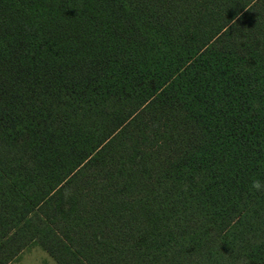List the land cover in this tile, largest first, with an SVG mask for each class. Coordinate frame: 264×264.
I'll return each instance as SVG.
<instances>
[{
  "label": "trees",
  "instance_id": "trees-1",
  "mask_svg": "<svg viewBox=\"0 0 264 264\" xmlns=\"http://www.w3.org/2000/svg\"><path fill=\"white\" fill-rule=\"evenodd\" d=\"M264 0H0V264H264Z\"/></svg>",
  "mask_w": 264,
  "mask_h": 264
},
{
  "label": "rangeland",
  "instance_id": "rangeland-1",
  "mask_svg": "<svg viewBox=\"0 0 264 264\" xmlns=\"http://www.w3.org/2000/svg\"><path fill=\"white\" fill-rule=\"evenodd\" d=\"M11 264H57L55 259L40 245L26 248Z\"/></svg>",
  "mask_w": 264,
  "mask_h": 264
},
{
  "label": "clouds",
  "instance_id": "clouds-1",
  "mask_svg": "<svg viewBox=\"0 0 264 264\" xmlns=\"http://www.w3.org/2000/svg\"><path fill=\"white\" fill-rule=\"evenodd\" d=\"M251 187L256 191H264V182L259 179H255L252 181Z\"/></svg>",
  "mask_w": 264,
  "mask_h": 264
}]
</instances>
